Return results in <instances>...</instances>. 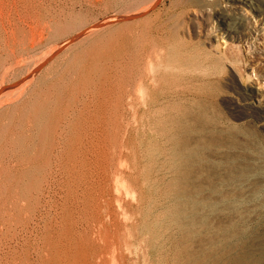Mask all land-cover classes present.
Instances as JSON below:
<instances>
[{"label":"rangeland","instance_id":"obj_1","mask_svg":"<svg viewBox=\"0 0 264 264\" xmlns=\"http://www.w3.org/2000/svg\"><path fill=\"white\" fill-rule=\"evenodd\" d=\"M202 1L0 0V264H264V0Z\"/></svg>","mask_w":264,"mask_h":264},{"label":"bare ground","instance_id":"obj_2","mask_svg":"<svg viewBox=\"0 0 264 264\" xmlns=\"http://www.w3.org/2000/svg\"><path fill=\"white\" fill-rule=\"evenodd\" d=\"M205 1V0H204ZM204 1H202V3H204ZM210 1V0H209ZM205 2H207V1H205ZM211 2V1H210ZM213 2V1H212ZM201 3V4H202ZM208 3V2H207ZM209 4V3H208ZM208 4H207V6H208ZM204 5V4H203ZM203 7H206V6H203ZM258 13V12H257ZM139 15V14H138ZM74 39V38H73ZM171 50V49H170ZM169 53V52H168ZM178 54V53H177ZM206 58V57H205ZM185 61V60H184ZM172 62V61H171ZM169 63H170V61H169ZM197 63V62H196ZM186 66V65H185ZM183 67V66H182ZM171 70V69H170ZM167 72V71H166ZM245 81V80H244ZM142 83V82H141ZM242 83H243V88L246 90V91H250L251 93H255V94H257V95H259V94H261L260 93V89H257L256 87H254V85L252 86L251 84H249V83H244L243 81H242ZM264 99V98H263ZM142 100V99H141ZM260 101V100H259ZM264 101V100H263ZM24 117V116H23ZM76 117V116H75ZM202 126V125H201ZM45 136V135H44ZM32 139V138H31ZM86 140V139H85ZM191 144V143H190ZM77 148V147H76ZM35 154V153H34ZM52 154V153H51ZM203 161V160H202ZM125 164V163H124ZM47 165V164H46ZM46 167V166H45ZM198 169V168H197ZM190 170V169H189ZM32 171V170H31ZM38 171V170H37ZM48 171V170H47ZM34 172V171H33ZM121 174V173H120ZM31 175V174H30ZM39 175V174H38ZM32 176V175H31ZM40 176V175H39ZM29 178V177H28ZM128 180V179H127ZM32 181V180H31ZM29 182V181H28ZM24 184V183H23ZM39 185V184H38ZM25 186V185H24ZM125 186V185H124ZM19 190V189H18ZM38 191V190H37ZM24 196V195H23ZM22 196V197H23ZM134 198V197H133ZM28 199V198H27ZM183 204V203H182ZM27 210V209H26ZM197 248V247H196Z\"/></svg>","mask_w":264,"mask_h":264}]
</instances>
